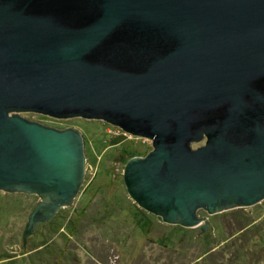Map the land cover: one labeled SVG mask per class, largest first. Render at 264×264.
Listing matches in <instances>:
<instances>
[{
    "label": "water",
    "instance_id": "95a60500",
    "mask_svg": "<svg viewBox=\"0 0 264 264\" xmlns=\"http://www.w3.org/2000/svg\"><path fill=\"white\" fill-rule=\"evenodd\" d=\"M29 111L151 138L123 179L165 222L258 203L264 0H0V190L41 197L23 241L72 201L86 166L79 129Z\"/></svg>",
    "mask_w": 264,
    "mask_h": 264
},
{
    "label": "rangeland",
    "instance_id": "374dc122",
    "mask_svg": "<svg viewBox=\"0 0 264 264\" xmlns=\"http://www.w3.org/2000/svg\"><path fill=\"white\" fill-rule=\"evenodd\" d=\"M21 114L59 129H79L86 166L72 201L34 225L25 241L29 215L41 197L0 190V264H203V251L214 246L224 263L264 264V198L217 212L198 209L203 219L187 227L192 232L187 237L183 225L165 222L142 208L125 187V164L148 153L151 138L125 132L105 119ZM183 240L181 253L164 246H180Z\"/></svg>",
    "mask_w": 264,
    "mask_h": 264
},
{
    "label": "trees",
    "instance_id": "16d2710c",
    "mask_svg": "<svg viewBox=\"0 0 264 264\" xmlns=\"http://www.w3.org/2000/svg\"><path fill=\"white\" fill-rule=\"evenodd\" d=\"M240 226H243V224H241ZM184 228H186L185 229V235L188 237H191L192 236V232L189 230V228H187V227H184ZM191 228V227H190ZM238 228V227H237ZM237 228H235V229H237ZM235 229H233V230H235ZM240 229H242V227H240ZM238 230V229H237ZM190 240V239H189ZM183 242V243H182ZM181 243H182V245H180V246H175L174 247V245H172V244H165L164 246H166V248L167 249H171L172 251H174V252H180L181 250H182V248L183 247H185V242H184V240L182 241ZM216 246H214V247H212V248H207L205 251H203V257H202V263L203 264H232V262L231 261H228V262H226V263H224V261H223V259H220V257H223L222 255L219 257L218 256V252H219V250H217L216 248H215ZM220 248V247H219ZM180 250V251H179ZM222 251V250H221ZM221 251H220V253H221ZM181 253V252H180Z\"/></svg>",
    "mask_w": 264,
    "mask_h": 264
},
{
    "label": "flooded vegetation",
    "instance_id": "af4514ba",
    "mask_svg": "<svg viewBox=\"0 0 264 264\" xmlns=\"http://www.w3.org/2000/svg\"><path fill=\"white\" fill-rule=\"evenodd\" d=\"M200 141H203V142H204V144H205L206 138H205V137H203V139H201Z\"/></svg>",
    "mask_w": 264,
    "mask_h": 264
},
{
    "label": "bare ground",
    "instance_id": "6f19581e",
    "mask_svg": "<svg viewBox=\"0 0 264 264\" xmlns=\"http://www.w3.org/2000/svg\"><path fill=\"white\" fill-rule=\"evenodd\" d=\"M65 252V251H64ZM107 258V257H106ZM14 259V258H13Z\"/></svg>",
    "mask_w": 264,
    "mask_h": 264
}]
</instances>
